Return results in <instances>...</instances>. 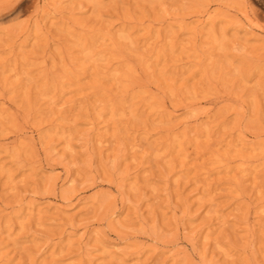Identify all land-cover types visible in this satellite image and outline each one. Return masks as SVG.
I'll list each match as a JSON object with an SVG mask.
<instances>
[{"label":"rangeland","instance_id":"374dc122","mask_svg":"<svg viewBox=\"0 0 264 264\" xmlns=\"http://www.w3.org/2000/svg\"><path fill=\"white\" fill-rule=\"evenodd\" d=\"M0 264H264V0H0Z\"/></svg>","mask_w":264,"mask_h":264}]
</instances>
